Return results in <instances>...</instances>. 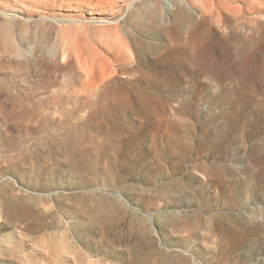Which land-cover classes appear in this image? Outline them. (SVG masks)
<instances>
[{
  "label": "rangeland",
  "instance_id": "1",
  "mask_svg": "<svg viewBox=\"0 0 264 264\" xmlns=\"http://www.w3.org/2000/svg\"><path fill=\"white\" fill-rule=\"evenodd\" d=\"M0 264H264V0H0Z\"/></svg>",
  "mask_w": 264,
  "mask_h": 264
}]
</instances>
